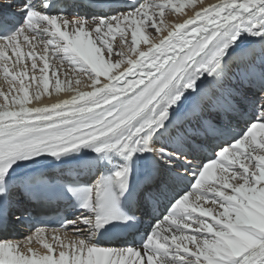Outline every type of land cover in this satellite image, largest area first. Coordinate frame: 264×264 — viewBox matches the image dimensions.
<instances>
[{
	"label": "snow or ice",
	"instance_id": "snow-or-ice-1",
	"mask_svg": "<svg viewBox=\"0 0 264 264\" xmlns=\"http://www.w3.org/2000/svg\"><path fill=\"white\" fill-rule=\"evenodd\" d=\"M104 6L0 5V264H264V0Z\"/></svg>",
	"mask_w": 264,
	"mask_h": 264
},
{
	"label": "bare ground",
	"instance_id": "bare-ground-1",
	"mask_svg": "<svg viewBox=\"0 0 264 264\" xmlns=\"http://www.w3.org/2000/svg\"><path fill=\"white\" fill-rule=\"evenodd\" d=\"M3 0H0V3H3V2H9L10 1V3L11 4H13L14 3V1L15 0H4L3 2H2ZM102 1H106V0H102ZM206 2H208V1H210V0H205ZM213 1V0H212ZM215 1V0H214ZM217 2H218V0H217ZM217 2H214V4L215 3H217ZM209 4H213V2H211V3H209ZM186 11H188V10H186ZM170 22H172V23H174L175 22V18L172 20V21H170ZM259 46V45H258ZM258 46H256V47H258ZM141 47L142 48H144V45L142 44L141 45ZM42 49H43V45H38L37 46V49H36V51H37V53L38 54H44L43 53V51H42ZM50 49V51H51V47L49 48ZM257 51L259 50V47L256 49ZM50 54H51V52H50ZM51 62V61H50ZM30 63V62H29ZM52 63V62H51ZM58 63L59 62H54V64L53 65H58ZM39 66H42V62H41V64L39 65ZM51 70V69H50ZM60 71H61V73L63 74V71L64 70H62V69H60ZM1 75V74H0ZM39 71L37 70V76L39 77ZM69 75L70 76H72V74L69 72ZM62 76V75H61ZM41 87H42V85H41ZM4 89L5 91H7V89L9 88V85H8V83H7V81H5L4 79H0V89ZM30 91L31 92H34V87L33 88H31L30 89ZM50 91V93H52V98L51 99H49L48 97H47V95L44 97V99H43V103H40V104H38L37 102H35V101H33V105H31V106H35V105H39V106H45L47 103H50V102H54L56 99H57V97L55 96V93H54V90L51 88V90H49ZM67 98H69L68 97V94H61L60 95V97H59V99H67Z\"/></svg>",
	"mask_w": 264,
	"mask_h": 264
},
{
	"label": "rangeland",
	"instance_id": "rangeland-1",
	"mask_svg": "<svg viewBox=\"0 0 264 264\" xmlns=\"http://www.w3.org/2000/svg\"><path fill=\"white\" fill-rule=\"evenodd\" d=\"M211 2H213V4H214V2H217V0H210V1H208V2H206L205 0H204V3L205 4H209V3H211ZM217 3H219V0H218V2ZM187 10V9H186ZM166 16H167V14H166ZM175 18V16H173L171 19H170V21H172L173 19ZM119 40V35L117 34V37H116V41H113V48H114V50H116V42ZM256 46H258V45H256ZM255 46V48L257 49L258 47H256ZM145 47V46H144ZM259 51V50H258ZM257 51V52H258ZM50 49H49V54H50ZM40 55V54H39ZM41 55H44V54H41ZM114 59L116 58L115 56L113 57ZM105 59H107V56H105ZM52 62V61H51ZM50 62V65H53L54 64V62H52L51 63ZM51 69V68H50ZM63 70V69H62ZM1 75H0V79L2 80V79H4L3 78V75H2V73H0ZM60 74L62 75L61 76V78H62V80L64 79V76H63V74L61 73V71H60ZM69 75V74H68ZM70 76V75H69ZM71 77V76H70ZM49 78H50V81H54V79H55V77L52 75V71L50 70L49 71ZM0 90H4L3 88L2 89H0ZM49 90H51V87H50V89ZM30 93H32L31 91H30ZM205 207H212V205H211V202L209 201L208 203H206L205 205H204Z\"/></svg>",
	"mask_w": 264,
	"mask_h": 264
}]
</instances>
